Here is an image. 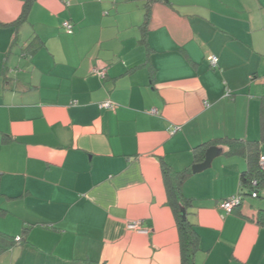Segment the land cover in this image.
Instances as JSON below:
<instances>
[{
    "label": "crops",
    "instance_id": "0c3cea01",
    "mask_svg": "<svg viewBox=\"0 0 264 264\" xmlns=\"http://www.w3.org/2000/svg\"><path fill=\"white\" fill-rule=\"evenodd\" d=\"M27 1L0 0V264H183L168 180L206 142L194 263L264 264V203L219 206L247 168L223 138L261 137L264 0L156 1L146 34L147 0Z\"/></svg>",
    "mask_w": 264,
    "mask_h": 264
},
{
    "label": "trees",
    "instance_id": "16d2710c",
    "mask_svg": "<svg viewBox=\"0 0 264 264\" xmlns=\"http://www.w3.org/2000/svg\"><path fill=\"white\" fill-rule=\"evenodd\" d=\"M31 1L32 0L27 1L20 20L25 19L29 10V2ZM156 1L161 0H147L146 2L145 20L141 26L144 34L148 31V25L151 17V4ZM144 40L145 36L142 41ZM261 123V137L258 140L250 141L223 138V141L229 146L226 151L227 154L240 155L247 159V168L241 174L240 192L238 193L243 196V200L246 197H252L253 192H256L258 195L257 197H260V188L264 186V168L260 164L261 157L263 156L262 145H264V99L261 103ZM207 144L208 143L206 142L194 148L196 161L203 162L205 160ZM164 173L166 177H169V169L166 168ZM190 174H192L191 168L181 172H176L174 174V179L168 180L169 196L178 216L183 264H195L194 255L199 242L194 224L188 218L183 220L181 217V209H185L190 202V200L183 195L181 186ZM254 181H256L257 184L254 185ZM261 217V221H264L263 209L260 211V218Z\"/></svg>",
    "mask_w": 264,
    "mask_h": 264
},
{
    "label": "built area",
    "instance_id": "2783aa9c",
    "mask_svg": "<svg viewBox=\"0 0 264 264\" xmlns=\"http://www.w3.org/2000/svg\"><path fill=\"white\" fill-rule=\"evenodd\" d=\"M63 26L69 33H71L73 31V25H72L71 22L66 21V22H64ZM210 61H211V64L213 66H216L217 63H218V57L214 55V56L211 57ZM94 72L96 74L100 75L101 77H104L105 74H106V69L94 68ZM227 96H231V91L230 90L227 92ZM103 106L111 108V107H113V103L104 102ZM260 161H261L260 162L261 166L264 168V155L261 157ZM253 183H254V185L257 184L256 181H254ZM257 196H258L257 193L253 192L252 197H257ZM242 202H243V196L241 194L237 193L236 195H233V196H231L229 198H226V199L222 200L219 203V206L222 209H224L227 213H231L235 208L240 206L242 204ZM127 228L132 230V231H136V232L142 233V234H145V233L148 232V229H146V228H144L142 226V221L141 220H130V221H128ZM18 240H20L19 237H18Z\"/></svg>",
    "mask_w": 264,
    "mask_h": 264
},
{
    "label": "water",
    "instance_id": "95a60500",
    "mask_svg": "<svg viewBox=\"0 0 264 264\" xmlns=\"http://www.w3.org/2000/svg\"><path fill=\"white\" fill-rule=\"evenodd\" d=\"M223 153V149L219 146H211L206 150V154H205V160L203 162L194 164L192 166V171L194 173H199L202 172L208 168H210L212 166V162L213 160L221 155ZM187 218V214L185 209H183L182 211V219H186Z\"/></svg>",
    "mask_w": 264,
    "mask_h": 264
},
{
    "label": "rangeland",
    "instance_id": "374dc122",
    "mask_svg": "<svg viewBox=\"0 0 264 264\" xmlns=\"http://www.w3.org/2000/svg\"><path fill=\"white\" fill-rule=\"evenodd\" d=\"M257 201L264 203V186L260 188V197L257 199Z\"/></svg>",
    "mask_w": 264,
    "mask_h": 264
}]
</instances>
